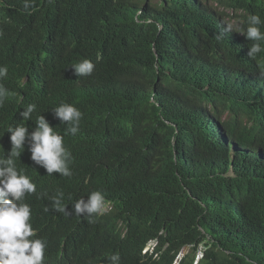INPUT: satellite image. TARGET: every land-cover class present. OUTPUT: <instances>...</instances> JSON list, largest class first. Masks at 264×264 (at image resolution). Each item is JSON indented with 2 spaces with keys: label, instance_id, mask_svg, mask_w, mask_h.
<instances>
[{
  "label": "trees",
  "instance_id": "1",
  "mask_svg": "<svg viewBox=\"0 0 264 264\" xmlns=\"http://www.w3.org/2000/svg\"><path fill=\"white\" fill-rule=\"evenodd\" d=\"M24 2L0 0V145L28 104L56 130L51 108L75 105L72 175L54 186L70 209L94 190L111 204L82 220L34 208L44 264H195L200 246L196 264H264V52L216 38L223 21H264V0ZM82 59L91 76L70 67Z\"/></svg>",
  "mask_w": 264,
  "mask_h": 264
},
{
  "label": "clouds",
  "instance_id": "2",
  "mask_svg": "<svg viewBox=\"0 0 264 264\" xmlns=\"http://www.w3.org/2000/svg\"><path fill=\"white\" fill-rule=\"evenodd\" d=\"M33 6L29 0H25L23 5L25 10ZM262 27L264 21L261 17L258 14H249L245 21L235 24L223 21L222 30L216 38L222 39L225 33H240L250 41L248 57L255 59L259 53L264 52ZM70 67L76 76L81 77L91 76L95 65L89 59H82ZM7 75L8 68L0 65V80ZM11 95L8 88L0 85V106ZM36 107L35 104H28L19 112L22 120L26 121L7 127L5 132L10 133V151L9 147L4 149V146L0 145V264H44L47 243L39 237L31 221L34 208H53L79 220H82L79 217L82 213H86V217H92L111 208V204L105 201V196L100 190L87 193V200L80 196L73 201L71 209L64 203L65 193L54 186L56 179L53 173H59L63 177L72 175L69 167L72 153L65 146L64 137L78 133L82 112L68 102H61L51 108L54 117L60 121L56 130L45 115L32 118ZM61 131H64L63 135ZM24 154L25 158L22 159ZM30 166L38 173H29ZM83 237H89L87 232ZM156 246L157 240H150L143 253H153ZM182 255L183 252L177 259ZM201 256H196V262ZM109 259L112 264H118L119 256L112 255ZM99 263L100 261H92L89 264Z\"/></svg>",
  "mask_w": 264,
  "mask_h": 264
},
{
  "label": "rangeland",
  "instance_id": "3",
  "mask_svg": "<svg viewBox=\"0 0 264 264\" xmlns=\"http://www.w3.org/2000/svg\"><path fill=\"white\" fill-rule=\"evenodd\" d=\"M154 1H156V0H154ZM232 172H233V171L231 170L230 173H232ZM200 247H201V246H200ZM197 255H199V256L202 255V253H201V249L198 251Z\"/></svg>",
  "mask_w": 264,
  "mask_h": 264
}]
</instances>
